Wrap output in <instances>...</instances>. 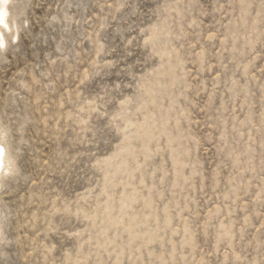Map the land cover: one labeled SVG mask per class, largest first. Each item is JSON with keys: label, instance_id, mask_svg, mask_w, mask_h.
I'll return each mask as SVG.
<instances>
[{"label": "rangeland", "instance_id": "rangeland-1", "mask_svg": "<svg viewBox=\"0 0 264 264\" xmlns=\"http://www.w3.org/2000/svg\"><path fill=\"white\" fill-rule=\"evenodd\" d=\"M0 264H264V0H9Z\"/></svg>", "mask_w": 264, "mask_h": 264}, {"label": "bare ground", "instance_id": "bare-ground-1", "mask_svg": "<svg viewBox=\"0 0 264 264\" xmlns=\"http://www.w3.org/2000/svg\"><path fill=\"white\" fill-rule=\"evenodd\" d=\"M8 1L9 0H0V12L4 14L3 23H0V25H8L6 21V17L8 16ZM8 163H10V159L6 149V145H4V141L0 137V185L2 184V180L5 174H8V172L11 171V168L8 166Z\"/></svg>", "mask_w": 264, "mask_h": 264}, {"label": "snow or ice", "instance_id": "snow-or-ice-1", "mask_svg": "<svg viewBox=\"0 0 264 264\" xmlns=\"http://www.w3.org/2000/svg\"><path fill=\"white\" fill-rule=\"evenodd\" d=\"M3 13L2 12H0V23H3ZM2 36H0V41H2ZM0 46H2V44H0Z\"/></svg>", "mask_w": 264, "mask_h": 264}]
</instances>
